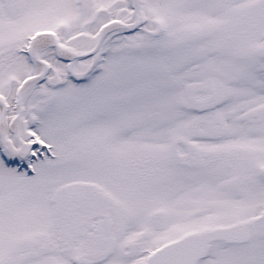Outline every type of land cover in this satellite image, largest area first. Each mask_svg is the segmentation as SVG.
Here are the masks:
<instances>
[{
	"label": "snow or ice",
	"instance_id": "6c2138e0",
	"mask_svg": "<svg viewBox=\"0 0 264 264\" xmlns=\"http://www.w3.org/2000/svg\"><path fill=\"white\" fill-rule=\"evenodd\" d=\"M0 264H264V0H0Z\"/></svg>",
	"mask_w": 264,
	"mask_h": 264
}]
</instances>
